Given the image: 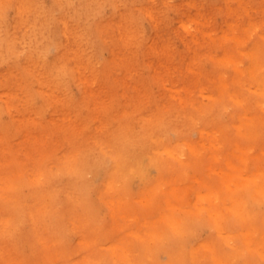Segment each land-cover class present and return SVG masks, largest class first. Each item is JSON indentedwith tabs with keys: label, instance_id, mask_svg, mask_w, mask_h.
I'll use <instances>...</instances> for the list:
<instances>
[{
	"label": "rangeland",
	"instance_id": "1",
	"mask_svg": "<svg viewBox=\"0 0 264 264\" xmlns=\"http://www.w3.org/2000/svg\"><path fill=\"white\" fill-rule=\"evenodd\" d=\"M52 1L45 0V3L50 6ZM222 2L223 0H131L122 8L131 15L130 28L134 36L128 42L118 31V21L113 18L116 11L121 9L107 5L100 18L95 19L91 25L95 40L92 44L93 53L79 38L82 52L86 53V58L81 61V66L85 69L79 72L74 58L67 57L70 70L56 85L42 79L39 66H36L38 73H32L22 67L21 63L0 64V217L3 218L0 219V230L12 225L15 211L20 210L26 214L30 212L32 208L27 203L34 196V185L39 182L45 186L47 175L63 167V162L59 159L75 162L78 153L91 144V136H87L79 138L70 149H66V143L72 137H79L85 129L94 133V128L100 125L98 134L103 137L107 128L103 129L102 123L106 120L108 124L110 121L115 124L119 119L131 116L145 123L144 116L156 117L158 104L162 105L163 112L169 108L174 109L173 114H179L187 106V100L193 99L197 101L198 107L210 109L214 105L212 98L220 92L219 87L224 90L232 85L233 79L243 75L246 77L245 90L256 91V85L247 80V75L255 67L254 55L261 45L264 46V0H229L230 10L223 9ZM17 5L14 0H0V11L4 9L10 18L17 17ZM182 18L188 20L186 26L182 23ZM252 19L254 26L257 25L253 31L246 26V22ZM105 27L109 41L103 36ZM54 31L58 39L49 42L52 45L46 46L42 58L52 65L57 60L56 42L64 41L60 23L55 25ZM253 39L255 42L259 41V48H253ZM91 58L94 60H90ZM219 68H222L229 81L226 87L214 85L213 78L208 76L209 71ZM224 106L226 110L220 117V127L206 126V130L199 131L200 128L195 125L187 130L188 142L195 143L203 151L222 153L209 157V165L214 168L187 182L184 179L178 181L177 175L173 174L172 181L164 185L166 188L167 185L181 183L183 200L175 205L172 213L176 215L179 212L177 217L180 221L184 219L185 222L181 221L183 224L197 221L196 224L192 222V226L185 233L184 244L188 249L199 246L210 235L208 223L205 222L208 217L202 212H191L190 206L196 199L197 185L202 187L199 189L202 194H206L209 189L208 183H200L201 178L212 182L213 188L221 191L223 187L216 184L223 173L221 167L224 165L219 164L221 161H240L244 166V177V169L250 170L254 165L260 167L264 164V146L261 145L264 142V123L256 124V129L252 132L243 128L239 132L241 137L235 139L237 132L233 127V119L240 107L229 101ZM99 109L102 123L98 122ZM148 111H151V116L146 114ZM249 117L252 118V114ZM251 121L250 118L244 119L246 123ZM225 127L229 133L225 132ZM170 135L172 144L186 153L187 150L182 146L183 136L172 132ZM212 139L214 142L210 143ZM71 149L74 150L69 152ZM244 152L247 154H243ZM109 164L107 160L96 165L89 174L85 198L94 206L99 217L96 228L93 226L90 229L89 224H93L88 222L85 215L73 221L66 218L55 241L41 246L35 239L30 247V239L25 238L18 246L13 247V256L4 264H30L31 257L32 264H42L46 263L47 259L43 256L48 253H52L49 260L60 263L69 259L70 250L73 251L72 258L78 261V256L86 251V246H81V243L87 241L95 245V249L104 250L116 235L113 233L114 227L113 232L110 230L114 210L113 204L107 200L110 193L98 194ZM150 169L146 170L147 177L155 180L157 171ZM186 174L193 175L192 170L187 169ZM137 178H133L127 186L131 195L128 197L133 200L142 197L139 192L143 183ZM256 192L252 193L251 199L259 201L260 209L256 210L264 213V202ZM146 203L144 201L140 205L142 211L153 214L157 206L152 203L144 205ZM138 220L141 221L139 218ZM99 223H102V228ZM127 223L131 228L138 227L134 217H130ZM80 224L89 227L87 241L81 236ZM154 228L156 236H165L172 231L171 226L161 220L156 222ZM233 228L238 232H231V244L240 239L239 228ZM28 230V226L22 229L23 232ZM152 238L154 237L151 236V242ZM127 239L134 241L131 236ZM6 242L13 246L11 241ZM4 250L5 248H0V257ZM161 259L166 260L164 256ZM104 264L112 263L106 261ZM254 264H264V253L256 258Z\"/></svg>",
	"mask_w": 264,
	"mask_h": 264
},
{
	"label": "bare ground",
	"instance_id": "2",
	"mask_svg": "<svg viewBox=\"0 0 264 264\" xmlns=\"http://www.w3.org/2000/svg\"><path fill=\"white\" fill-rule=\"evenodd\" d=\"M14 2L18 3V8L15 6L19 14L17 17L10 18L4 9L0 11V64L21 63L22 67L32 73H38L36 66H39L42 79L51 81L55 85L59 84L58 81L70 70L71 65L66 60L67 57L74 58L79 72L85 69L81 66V61L86 58V53L82 52V44L93 53L92 44L95 40L91 25L95 19L100 18L102 10L107 5L121 9L116 11L113 18L118 21V31L124 35L125 41L128 42L134 36L130 28L131 15L122 9L131 0H53L50 6H47L45 0H14ZM221 5L223 9L230 10L229 0H223ZM253 19L246 22V26L252 28L251 31L257 26H254ZM187 22L188 20L182 18L185 26ZM57 23L63 27V43L56 42L54 27ZM106 34L105 27L103 31L105 38ZM223 37L225 38V35ZM79 38L82 39V44ZM53 40L57 43L55 56L57 60L52 65L42 58L45 55L44 49ZM257 42L259 41L255 42L253 39L254 49L260 44ZM254 58L255 69L250 70L247 80L256 85L255 92L245 90L244 75L233 79L232 85L226 87L229 81L225 78L222 68L209 71L208 76L213 78L214 85L226 87L224 90L219 87L220 92L212 98L214 105L210 109L198 107L197 101L193 99L187 100V106L179 114H173L174 109L169 108L163 112L162 105L158 104L156 117L144 116L145 123L129 116L126 119L124 117L119 119L115 124L111 121L108 124L107 120L102 123L101 109H99L98 122L103 124V129L107 128L104 136L98 134L100 127L98 125L94 128V133L85 129L79 137H72V140L66 143V149H70L79 138L91 136V144L80 154L78 153L75 162L59 159L63 162V167L47 175L45 186L43 187V183L39 182L34 185L36 188L34 196L30 198L31 202L27 203L28 207L32 208L30 212L26 214L20 210L15 211L12 225L0 230V248H5L1 253L0 264H4L10 256H13L15 252L13 247L18 246L25 238L30 239V247L35 239L41 246L55 241L66 218L73 221L85 215L88 222L93 224H89L90 229L93 226L96 228L99 217L85 195L89 174L92 173L94 166L107 160L110 164L98 194L110 193L107 200L114 206L110 230L112 231L114 227L112 232L116 234L115 237L111 238L104 250L95 249V245L89 244L86 240L89 237V227L80 224L81 236L87 241L81 243V246H86L85 253L78 256L81 261L74 260L73 251L70 250L68 260L64 259L63 262L57 263L49 260L52 258V253H48L43 256L47 259L46 263L42 264H104L106 261L112 264H254L256 258L264 253V213L256 210L259 208V201L251 197L252 193L257 191L264 202V164L260 167L254 165L250 170L244 169L246 172L244 177L242 170L244 166L240 161L237 163H234L233 159L221 161L219 164L224 165L221 167L223 173L216 182L217 186L223 187L221 191L213 188L212 182L201 178L200 183H208L209 189L206 194H202L199 191L202 187L197 185L196 199L190 206L191 212H202L208 217L205 222L208 223L210 235L208 239L202 241L203 243L201 242L202 244L192 249L186 248L184 244L185 233L192 226V222L196 224L197 221L183 224L181 221L185 222L184 219L180 221L177 217L180 213L176 215L172 213L175 205L183 200L181 183L176 182L164 188V185L174 178L173 174L177 175L178 181L184 179L187 182L214 168L209 165V157L219 156V153H222L203 151L195 143L188 142L187 130L195 125L200 128L199 131L206 130V126L220 127V117L226 110L225 102H234L240 107L233 119L235 122L233 127L237 132L235 139L241 137L239 132L243 128L252 132L256 129V124L264 123V46L261 45ZM161 77L159 73V78L162 80ZM96 103H99V99ZM146 114L151 116V111ZM251 114L252 118L249 117ZM246 118H250L251 123L244 122ZM170 132L183 136L182 146L187 150L186 153L172 144ZM225 132L230 131L225 127ZM95 136L100 138H94ZM212 142L214 139L210 140V143ZM263 144L264 142L261 144L262 147ZM163 153H166L165 157ZM233 155L237 156L234 152ZM148 168L156 169L155 180L148 179L146 174ZM187 169L192 170L193 175H187ZM135 177L142 180L143 186L139 192L142 197L133 200L128 197L131 195L127 186ZM61 196L63 198H60ZM122 200H126L125 203H122ZM144 201H147L144 205L152 203L157 206L153 214L142 211L140 205ZM130 217H134L137 222L136 229L134 226L131 228L127 223ZM138 218L141 219L140 222L137 221ZM158 220L169 224L172 228L171 233L156 236L154 226ZM24 226L29 227L27 232L22 231ZM99 226L102 228V223H99ZM235 226L239 228L240 239L235 244H231L230 234L237 231L233 228ZM130 236L133 237V242L127 239ZM151 236L154 237L153 242ZM8 240L13 246L6 242ZM162 256L166 258L165 261L161 259ZM30 260L32 264L33 258L31 257Z\"/></svg>",
	"mask_w": 264,
	"mask_h": 264
}]
</instances>
